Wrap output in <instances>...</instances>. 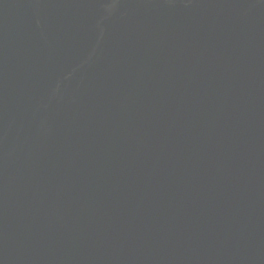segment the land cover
Here are the masks:
<instances>
[{
  "label": "water",
  "instance_id": "1",
  "mask_svg": "<svg viewBox=\"0 0 264 264\" xmlns=\"http://www.w3.org/2000/svg\"><path fill=\"white\" fill-rule=\"evenodd\" d=\"M0 264H264V0H0Z\"/></svg>",
  "mask_w": 264,
  "mask_h": 264
}]
</instances>
